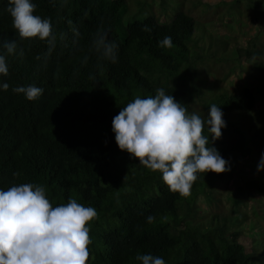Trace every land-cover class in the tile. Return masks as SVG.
<instances>
[{"label":"trees","instance_id":"obj_1","mask_svg":"<svg viewBox=\"0 0 264 264\" xmlns=\"http://www.w3.org/2000/svg\"><path fill=\"white\" fill-rule=\"evenodd\" d=\"M127 2L32 0L53 25L49 53L47 41L19 39L0 0V43L17 44L13 54L0 48L8 65L0 84L9 85L0 88V190L40 184L54 207L74 198L95 208L87 264H141L137 254L165 264H264V106L256 105L264 100V1L245 4L242 24L224 15L239 18L243 0ZM101 27L118 45L116 63L92 48ZM166 36L173 47L159 46ZM217 67L228 77L241 70L248 83L216 86ZM32 84L43 89L34 101L12 91ZM157 88L201 117L215 104L226 122L211 146L231 170L198 174L187 197L121 151L112 131L127 103ZM241 159L252 174L236 167ZM233 172L235 185L224 187Z\"/></svg>","mask_w":264,"mask_h":264},{"label":"clouds","instance_id":"obj_2","mask_svg":"<svg viewBox=\"0 0 264 264\" xmlns=\"http://www.w3.org/2000/svg\"><path fill=\"white\" fill-rule=\"evenodd\" d=\"M8 4L12 27L19 39L47 41L50 53L56 44L51 20L34 14L36 5L32 0H8ZM142 30L151 31L148 26ZM73 32L79 35L76 29ZM159 46L173 47L172 38L164 37ZM16 47L15 40L0 43L7 54L15 53ZM92 48L98 59L117 62L118 45L109 40L103 27L97 30ZM20 54L23 55V50ZM0 75H8L3 53H0ZM0 88L6 91L9 85L3 83ZM12 91L23 94L29 101L43 94V89L35 84L18 86ZM209 108L207 116L201 117L189 112L173 95L166 94L164 88H157L154 96H136L127 103L113 118L112 131L121 151L137 158L139 164L152 172H160L170 191L187 197L198 174L231 170L229 162L211 146L226 127L223 113L215 104ZM205 129L210 136L205 135ZM257 170H264V155ZM95 218V208L74 198L54 207L46 188L40 184L22 183L0 190V264H87L92 243L88 225ZM146 219L152 223L155 217L149 215ZM136 259L141 264H165L163 258L152 254H137Z\"/></svg>","mask_w":264,"mask_h":264},{"label":"rangeland","instance_id":"obj_3","mask_svg":"<svg viewBox=\"0 0 264 264\" xmlns=\"http://www.w3.org/2000/svg\"><path fill=\"white\" fill-rule=\"evenodd\" d=\"M135 1L136 0H129V3L127 2L129 8H135L137 6ZM149 1L154 2L157 0H140V3L144 4V3L149 2ZM256 1H258L260 3V2H263L264 0H256ZM245 4L248 5L249 7L253 8V3L251 2V0H243L241 7H244V8L242 9L241 12H239L240 17L237 18V14L224 15V17H226V20L228 19L231 23H238V24H242L244 22V20L246 21L247 13H250L251 9L247 8L245 6ZM125 9H126V5H125ZM212 14H214V13H212ZM121 21L122 22L126 21L125 16H123V15L121 16ZM216 70H217V77H215V79H217L216 86H226V87L232 86V87H234V86L244 85V84L248 83V79L245 77L244 73L241 70L239 71V73H235V75L233 77H231V76L228 77L226 68L217 67ZM224 74H227V77L225 79H223ZM256 105L258 108L263 107L264 106V100L258 99ZM243 162H244V159L239 160L237 162L236 167L238 168L239 166L243 165V169L245 168V170H247V174L248 175L252 174V172L248 170V166L244 165ZM231 176L232 177L230 179H228V181L225 184H223V185H225L224 187H230V188L233 187L234 181H232V179L234 177L238 178V175L235 172H233ZM252 202H253V199H250V200L246 199V208L248 210H249V205L252 204ZM222 208H225V207L222 206Z\"/></svg>","mask_w":264,"mask_h":264}]
</instances>
